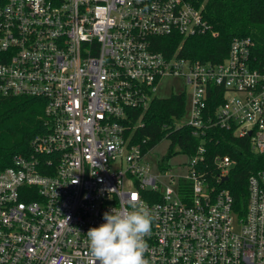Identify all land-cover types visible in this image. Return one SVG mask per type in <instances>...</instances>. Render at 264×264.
<instances>
[{
    "label": "built area",
    "instance_id": "obj_1",
    "mask_svg": "<svg viewBox=\"0 0 264 264\" xmlns=\"http://www.w3.org/2000/svg\"><path fill=\"white\" fill-rule=\"evenodd\" d=\"M207 31L187 0H0V97L42 99L46 127L31 157L0 168V264H92L88 230L136 197L154 217L148 264H264V171L249 177L240 213L231 191L208 181L203 146L175 177L164 163L154 172L153 149L131 141L132 112L175 77L184 85L177 94L191 98L180 126L233 129L264 153L254 41L235 38L220 63L186 57V38ZM168 37L182 42L167 52ZM214 87L224 101L211 115ZM214 164L225 184L235 161Z\"/></svg>",
    "mask_w": 264,
    "mask_h": 264
},
{
    "label": "trees",
    "instance_id": "obj_2",
    "mask_svg": "<svg viewBox=\"0 0 264 264\" xmlns=\"http://www.w3.org/2000/svg\"><path fill=\"white\" fill-rule=\"evenodd\" d=\"M187 1L202 9L209 31L186 38L183 51L186 57L220 63L228 56L235 38L250 37L254 41L251 65L258 70L264 69V0ZM161 41L160 49L168 52L177 48L182 38L177 37L171 42L168 37ZM212 94L214 97L209 99L206 113L214 115L224 101V93L214 87ZM186 111L187 97L184 93L151 99L145 111L132 112V121L129 122L132 143L148 152L168 139L171 143L167 157L177 153L192 157L203 146L205 160L201 167L207 172L208 181L217 187L228 188L235 199L236 209L243 213L247 203L248 179L264 171V153L255 152L250 138L237 136L233 129L207 125L195 134L193 127L180 126ZM45 131L42 99L0 97V168L11 166L18 156L31 157L32 140ZM217 156H229L235 161L225 184H220L214 177V159Z\"/></svg>",
    "mask_w": 264,
    "mask_h": 264
},
{
    "label": "clouds",
    "instance_id": "obj_3",
    "mask_svg": "<svg viewBox=\"0 0 264 264\" xmlns=\"http://www.w3.org/2000/svg\"><path fill=\"white\" fill-rule=\"evenodd\" d=\"M103 219L105 223L86 234L92 264H148L145 237L151 233L154 217L147 204L136 197L130 209L115 207Z\"/></svg>",
    "mask_w": 264,
    "mask_h": 264
},
{
    "label": "rangeland",
    "instance_id": "obj_4",
    "mask_svg": "<svg viewBox=\"0 0 264 264\" xmlns=\"http://www.w3.org/2000/svg\"><path fill=\"white\" fill-rule=\"evenodd\" d=\"M183 81L179 78L169 77L162 80L157 89V95L159 97H170L172 94H177L184 91ZM190 92L187 96V115L190 113ZM170 140L164 139L159 145H157L149 154L148 159L153 165L154 172H158V165L164 163L169 167L168 175L175 177L186 175L187 166L190 161L189 156L177 153L171 157H167L170 147Z\"/></svg>",
    "mask_w": 264,
    "mask_h": 264
},
{
    "label": "water",
    "instance_id": "obj_5",
    "mask_svg": "<svg viewBox=\"0 0 264 264\" xmlns=\"http://www.w3.org/2000/svg\"><path fill=\"white\" fill-rule=\"evenodd\" d=\"M224 180H225V181L228 180V177H225Z\"/></svg>",
    "mask_w": 264,
    "mask_h": 264
}]
</instances>
